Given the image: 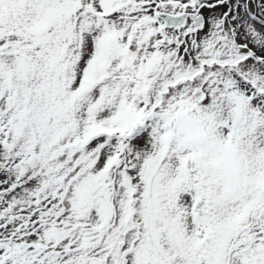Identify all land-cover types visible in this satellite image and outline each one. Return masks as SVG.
Masks as SVG:
<instances>
[{"label":"snow or ice","instance_id":"snow-or-ice-1","mask_svg":"<svg viewBox=\"0 0 264 264\" xmlns=\"http://www.w3.org/2000/svg\"><path fill=\"white\" fill-rule=\"evenodd\" d=\"M0 264H264V0H0Z\"/></svg>","mask_w":264,"mask_h":264}]
</instances>
